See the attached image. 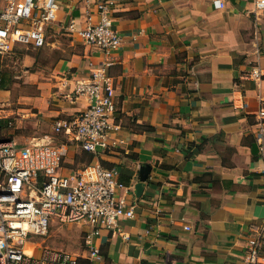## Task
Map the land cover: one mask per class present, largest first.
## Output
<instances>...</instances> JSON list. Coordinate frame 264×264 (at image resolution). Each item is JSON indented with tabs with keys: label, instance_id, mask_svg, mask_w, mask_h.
<instances>
[{
	"label": "crops",
	"instance_id": "obj_1",
	"mask_svg": "<svg viewBox=\"0 0 264 264\" xmlns=\"http://www.w3.org/2000/svg\"><path fill=\"white\" fill-rule=\"evenodd\" d=\"M100 1L59 0L51 26L60 32L22 58L37 70L16 102L37 112L2 113L14 95L0 79V134L9 126L18 144L51 141L54 122L84 108L85 95L73 88L105 55L77 29L98 18ZM106 6L121 35L107 70L115 84V136L122 140L87 151L59 134L68 141L62 171L97 161L114 167L133 214L119 220V232L93 235L98 254L73 253L78 264H248V238L264 228V151L252 128L264 99V9L254 13L253 0H106ZM261 248L264 255V242Z\"/></svg>",
	"mask_w": 264,
	"mask_h": 264
},
{
	"label": "built area",
	"instance_id": "obj_2",
	"mask_svg": "<svg viewBox=\"0 0 264 264\" xmlns=\"http://www.w3.org/2000/svg\"><path fill=\"white\" fill-rule=\"evenodd\" d=\"M253 3L254 13L264 9V0ZM60 9L59 0H0V56L13 52L16 45H44L47 27L57 20ZM97 9L98 18L91 21L88 17L77 32L85 44L100 48L105 58L90 69L86 80L75 83L73 90L86 97L84 108L53 125L55 134H63L87 151L111 149L122 140L115 136L119 129L115 84L107 70L114 62L110 53L120 44L121 35L112 26L106 0H101ZM66 28L75 29L72 20ZM252 73L259 75V69ZM252 128L263 153L264 99L253 112ZM67 140L0 141V264H78V255L67 250L41 247L40 256L35 257L24 245L43 235L37 228L46 232L52 225L76 222L90 226L82 232L84 249L96 255L99 249L92 243L93 235L102 229L119 232V220L132 216L133 206L126 200L127 184L118 178L114 167L97 161L62 171ZM263 242L264 228L252 229L243 252L246 263L264 262Z\"/></svg>",
	"mask_w": 264,
	"mask_h": 264
},
{
	"label": "rangeland",
	"instance_id": "obj_3",
	"mask_svg": "<svg viewBox=\"0 0 264 264\" xmlns=\"http://www.w3.org/2000/svg\"><path fill=\"white\" fill-rule=\"evenodd\" d=\"M53 32L60 31H55L52 26L47 27L46 40L50 39V34ZM17 47L18 46H16V49H14L13 52L3 56V60L0 61V79L7 81L6 84L11 89V94L14 95L11 102L5 101L6 104L4 105V108L7 109V111L2 113H12L15 111L36 113L37 109L32 107L31 104L16 102L19 98L23 99L20 97V94H22L24 89L33 87V84L35 83V76L33 77V74L37 70L34 63H26L22 61L24 50L30 51L31 47H28L27 49L24 47ZM2 72H4L5 75H1ZM9 128V126L6 127L2 132L3 134H0V141L11 139L12 133L8 132ZM51 141L59 142L63 141V139L59 134H54ZM42 234L43 235L41 236L33 237L35 243L31 244L27 242L24 245L26 248H32L34 246L35 257L40 256L41 247L61 248L71 253H78L84 248L82 239L83 233L79 223L71 222L52 225Z\"/></svg>",
	"mask_w": 264,
	"mask_h": 264
},
{
	"label": "water",
	"instance_id": "obj_4",
	"mask_svg": "<svg viewBox=\"0 0 264 264\" xmlns=\"http://www.w3.org/2000/svg\"><path fill=\"white\" fill-rule=\"evenodd\" d=\"M147 168H148V167H147ZM147 168L145 167V168L142 169V172L140 173V179H141V180H144V179H145L146 174H147V173H146ZM141 186H142V185H141L140 182H138V183L135 184V188H136V190H137L136 192H138V191L140 190Z\"/></svg>",
	"mask_w": 264,
	"mask_h": 264
},
{
	"label": "bare ground",
	"instance_id": "obj_5",
	"mask_svg": "<svg viewBox=\"0 0 264 264\" xmlns=\"http://www.w3.org/2000/svg\"><path fill=\"white\" fill-rule=\"evenodd\" d=\"M36 230L38 231V233H43L45 231L44 229H39V228H37ZM25 251L27 253H32V254L34 253V250L31 247L30 248L29 247H27V248L25 247Z\"/></svg>",
	"mask_w": 264,
	"mask_h": 264
},
{
	"label": "trees",
	"instance_id": "obj_6",
	"mask_svg": "<svg viewBox=\"0 0 264 264\" xmlns=\"http://www.w3.org/2000/svg\"><path fill=\"white\" fill-rule=\"evenodd\" d=\"M1 121V120H0Z\"/></svg>",
	"mask_w": 264,
	"mask_h": 264
}]
</instances>
